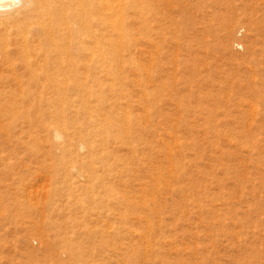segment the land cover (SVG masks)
Instances as JSON below:
<instances>
[{
  "label": "rangeland",
  "instance_id": "374dc122",
  "mask_svg": "<svg viewBox=\"0 0 264 264\" xmlns=\"http://www.w3.org/2000/svg\"><path fill=\"white\" fill-rule=\"evenodd\" d=\"M99 47L0 74V264H264V0H130Z\"/></svg>",
  "mask_w": 264,
  "mask_h": 264
},
{
  "label": "bare ground",
  "instance_id": "6f19581e",
  "mask_svg": "<svg viewBox=\"0 0 264 264\" xmlns=\"http://www.w3.org/2000/svg\"><path fill=\"white\" fill-rule=\"evenodd\" d=\"M129 7L130 0H0V74L25 88L78 85Z\"/></svg>",
  "mask_w": 264,
  "mask_h": 264
}]
</instances>
